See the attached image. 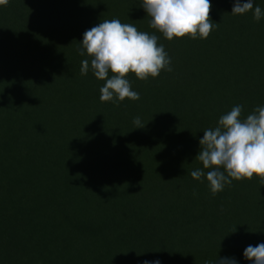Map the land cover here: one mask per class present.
I'll use <instances>...</instances> for the list:
<instances>
[{"label": "trees", "instance_id": "1", "mask_svg": "<svg viewBox=\"0 0 264 264\" xmlns=\"http://www.w3.org/2000/svg\"><path fill=\"white\" fill-rule=\"evenodd\" d=\"M210 2L209 37L171 41L142 0L0 6V264H252L243 252L264 243V182L213 195L191 171L204 130L235 105L242 118L264 106V17ZM105 19L157 35L171 60L156 78L128 74L140 99L119 106L80 73L83 33Z\"/></svg>", "mask_w": 264, "mask_h": 264}, {"label": "clouds", "instance_id": "2", "mask_svg": "<svg viewBox=\"0 0 264 264\" xmlns=\"http://www.w3.org/2000/svg\"><path fill=\"white\" fill-rule=\"evenodd\" d=\"M8 3L9 0H0V6L6 7ZM211 7L210 0H142V8L150 17L149 27L169 41L185 36L208 38L219 26L211 20ZM249 11H253L256 21L264 17V10L259 6L254 8V0H234L231 14L243 15ZM80 44L79 55L89 57L81 61V75L91 70L97 79L105 81L100 88L101 102L119 106L126 98L139 100L140 94L127 79L130 73L139 80H147L158 77L162 70L172 71L170 57L157 35L140 31L119 19H105L86 30ZM242 110V105L233 106L220 116L215 128L204 130L199 140L200 151L195 158L202 168L191 171V177L194 180L206 177L213 195L233 180H251L256 176L264 182V106L256 107L246 118H242ZM133 123L135 128L144 125L138 116ZM243 256L252 264H264V243L247 246ZM216 264L237 262L234 258H221Z\"/></svg>", "mask_w": 264, "mask_h": 264}]
</instances>
